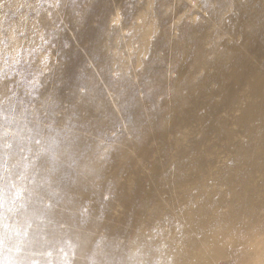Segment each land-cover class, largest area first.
Listing matches in <instances>:
<instances>
[{"label": "rangeland", "instance_id": "1", "mask_svg": "<svg viewBox=\"0 0 264 264\" xmlns=\"http://www.w3.org/2000/svg\"><path fill=\"white\" fill-rule=\"evenodd\" d=\"M0 193L5 261L264 264V0H0Z\"/></svg>", "mask_w": 264, "mask_h": 264}, {"label": "snow or ice", "instance_id": "2", "mask_svg": "<svg viewBox=\"0 0 264 264\" xmlns=\"http://www.w3.org/2000/svg\"><path fill=\"white\" fill-rule=\"evenodd\" d=\"M20 190H17L16 192V196L19 197L20 196ZM4 207V201H3V198H2V193H0V209H2ZM9 211H11V209H9ZM3 219V216L0 215V220ZM4 228H7V225H3ZM17 235H19V233H17ZM0 244H2V239H0ZM17 251H19V246H17ZM0 264H21V262L19 261H14V260H8V261H5L3 258H0ZM32 264H35V262H32Z\"/></svg>", "mask_w": 264, "mask_h": 264}]
</instances>
